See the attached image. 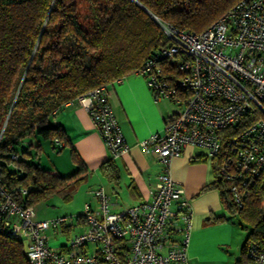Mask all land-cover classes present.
Returning <instances> with one entry per match:
<instances>
[{"label":"built area","instance_id":"1","mask_svg":"<svg viewBox=\"0 0 264 264\" xmlns=\"http://www.w3.org/2000/svg\"><path fill=\"white\" fill-rule=\"evenodd\" d=\"M153 19L169 43L134 75L156 102L175 108L162 132L140 143L162 168L155 186L147 199L118 212L98 188L94 203H85L75 220H36L33 206L18 204L0 182V233L24 243L28 264H188L191 208L170 175L171 159L186 146L206 152L235 207L253 188L264 189V0L238 1L199 33ZM108 86L76 103L116 160L127 146L108 104ZM76 226L80 231L71 234ZM57 235L66 242L52 248ZM245 256L249 264H264V244H249Z\"/></svg>","mask_w":264,"mask_h":264},{"label":"trees","instance_id":"2","mask_svg":"<svg viewBox=\"0 0 264 264\" xmlns=\"http://www.w3.org/2000/svg\"><path fill=\"white\" fill-rule=\"evenodd\" d=\"M85 1L89 13L82 20L77 0H0V182L23 206L85 179V166L73 148L77 169L70 176L42 168V143L66 140L63 128L53 123L63 105L133 75L169 43L154 17L199 33L240 0ZM27 139L36 144L24 145ZM100 172L117 180L115 160L103 163ZM203 189L218 190L231 217L250 226L244 258L235 263L249 264L246 247L264 244V189L253 188L241 208L232 203L228 184L216 177ZM0 264H28L24 243L0 233Z\"/></svg>","mask_w":264,"mask_h":264},{"label":"crops","instance_id":"3","mask_svg":"<svg viewBox=\"0 0 264 264\" xmlns=\"http://www.w3.org/2000/svg\"><path fill=\"white\" fill-rule=\"evenodd\" d=\"M107 91L108 104L127 146L115 160L117 180H109L100 172L101 165L111 159V155L84 108L76 101L66 103L55 113L53 123L60 125L66 135V140L58 145L63 149L73 148L85 166V178L94 185L90 198L94 190L103 188L110 196L112 211L115 208L121 211L147 199L155 186L162 168L140 143L162 132L165 119L174 112L170 108L174 106L156 102L145 80L134 74L109 83ZM32 141L29 144L35 145ZM46 144L42 143V151L44 146L50 148ZM38 163L44 169L56 170L42 166L39 159ZM212 164L204 150L191 146H186L179 157L170 161L171 178L182 188L192 213L188 264L226 263L237 235L232 222L234 217L223 206L218 190L203 189L215 180ZM209 217H221V220L209 222Z\"/></svg>","mask_w":264,"mask_h":264},{"label":"rangeland","instance_id":"4","mask_svg":"<svg viewBox=\"0 0 264 264\" xmlns=\"http://www.w3.org/2000/svg\"><path fill=\"white\" fill-rule=\"evenodd\" d=\"M77 2L79 13L83 20V18L89 13L88 5L85 0H77ZM161 101L170 103L166 100ZM170 110L173 111L175 108L171 107ZM30 142L33 143L31 139H27L25 140L24 145H28ZM46 145H49L48 147L50 148L44 146L43 151L40 152L38 158L42 166L55 168L61 176H70L76 171L77 163L74 162L69 148L63 149V147L58 144L54 146H50V144ZM93 186L94 185H92L91 182L89 183L87 178H85L79 183L71 184L62 188L57 193L45 196L33 206L36 214L35 219L48 220L56 217L71 216L72 219L75 220L77 215L83 213L84 204L91 201L93 202L90 198V192L94 188ZM115 198L116 197L114 196V200ZM262 207L264 209V200L262 202ZM113 211L116 212L118 209L115 208ZM232 220L237 229V235L232 247L229 249V259L224 264H235L237 260L244 258V255H242V247L245 245L250 232V226L243 224L237 217L232 218ZM78 231H80V229L76 226L71 234L77 233ZM64 242H66V236L57 235L56 237L51 238L50 247L58 248L59 245ZM26 243L27 241H25V244Z\"/></svg>","mask_w":264,"mask_h":264},{"label":"water","instance_id":"5","mask_svg":"<svg viewBox=\"0 0 264 264\" xmlns=\"http://www.w3.org/2000/svg\"><path fill=\"white\" fill-rule=\"evenodd\" d=\"M144 9V8H143Z\"/></svg>","mask_w":264,"mask_h":264}]
</instances>
